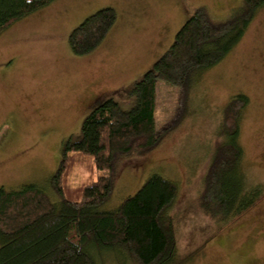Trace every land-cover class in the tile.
I'll use <instances>...</instances> for the list:
<instances>
[{
  "label": "rangeland",
  "instance_id": "1",
  "mask_svg": "<svg viewBox=\"0 0 264 264\" xmlns=\"http://www.w3.org/2000/svg\"><path fill=\"white\" fill-rule=\"evenodd\" d=\"M244 5L245 0H55L7 29L0 36V189L38 186L60 202L50 179L63 145L81 137L88 115L109 98L132 110L136 85L171 49L196 9L206 7L215 22H225ZM105 8L115 11V25L94 52L77 56L71 34ZM246 32L219 65L193 73L187 94L158 80L154 114L157 135L164 138L144 157L134 153L119 159L113 195L99 209L113 212L154 175L175 182L179 194L168 211L177 236L173 264L222 227L202 211L200 196L223 109L235 96L250 99L240 121V176L246 191L264 188V7ZM86 177L79 172L72 184ZM218 234L186 264H264V202ZM125 255L105 252L95 259L136 264Z\"/></svg>",
  "mask_w": 264,
  "mask_h": 264
},
{
  "label": "trees",
  "instance_id": "2",
  "mask_svg": "<svg viewBox=\"0 0 264 264\" xmlns=\"http://www.w3.org/2000/svg\"><path fill=\"white\" fill-rule=\"evenodd\" d=\"M53 1L0 0V36ZM263 7L264 0H245L239 13L225 22H215L206 7L196 9L171 49L136 85L137 105L125 111L109 98L88 115L80 138L67 139L50 179L60 202L54 203L38 186L1 188L0 264H98L95 254L105 252H123L136 264L175 263L177 236L174 218L168 214L179 194L175 182L154 175L113 212L99 209L113 195L119 159L134 153L144 157L164 138L157 135L154 114L158 80L187 94L193 73L207 72L225 60ZM116 21L110 8L90 16L71 34V50L82 57L94 52ZM249 103L247 96L239 95L223 109L214 158L200 196L202 211L222 227L179 264L192 261L218 233L237 225L264 202L263 186L246 191L240 176L244 157L238 144L240 121ZM79 172L87 177L75 186L72 179Z\"/></svg>",
  "mask_w": 264,
  "mask_h": 264
}]
</instances>
